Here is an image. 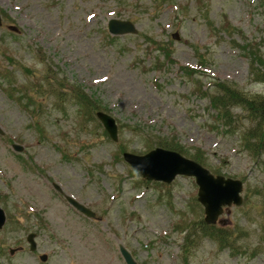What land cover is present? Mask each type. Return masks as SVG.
Wrapping results in <instances>:
<instances>
[{
	"label": "rangeland",
	"instance_id": "rangeland-1",
	"mask_svg": "<svg viewBox=\"0 0 264 264\" xmlns=\"http://www.w3.org/2000/svg\"><path fill=\"white\" fill-rule=\"evenodd\" d=\"M0 11V65L12 54L33 75L9 65L10 82L37 87L18 101L0 79V264H126L121 245L138 264H264V167L240 137L251 121L235 107L241 120L228 128L204 95L219 82L264 95L242 48L258 46L264 59V0H0ZM112 18L130 20L136 34L112 36ZM147 35L168 45L171 62ZM74 86L125 126L117 143L79 112ZM171 135L201 148L210 171L243 182L242 204L217 223L235 229L234 248L207 237L185 245V231L205 216L195 179L148 185L122 158L119 146L141 155L147 137Z\"/></svg>",
	"mask_w": 264,
	"mask_h": 264
},
{
	"label": "trees",
	"instance_id": "trees-1",
	"mask_svg": "<svg viewBox=\"0 0 264 264\" xmlns=\"http://www.w3.org/2000/svg\"><path fill=\"white\" fill-rule=\"evenodd\" d=\"M3 14V18H6V14ZM145 41L149 42V45L152 47L155 46V50L164 53V57L168 62L172 61V52L166 43L163 41H156L148 35L145 37ZM245 54L250 56V70L253 79L264 82V59L262 54L260 53V48L258 46L252 45H243ZM247 52V53H246ZM4 59L8 62V65H0V79L6 78L9 82L12 89L18 90L20 95L17 97L18 101H21L23 96H29L31 92L37 89L34 86L32 90L26 85H22L20 87H15L10 81L13 76L12 70L9 69V65H13L15 67H19L20 70H23L26 73L32 74V70H30L26 65L20 63L12 54H3ZM158 68V67H157ZM186 69V73L191 76L196 73V71L192 70L190 67L184 66L183 69ZM10 86L8 88H4L5 91L9 93ZM214 90L211 94L204 93L206 98L209 97V104L212 111H216V114L223 119V123L228 126V128H232V123H236L237 120H241L239 115H235L232 117L231 112L233 108H241L242 111H245V115L242 117L248 118L251 121V125L247 128H244V131L241 133V140L243 142V147L246 149L254 160L264 167V95L261 94H247L244 91L240 90L239 87L234 83L227 82H219L213 85ZM72 93L73 99L79 105V112L85 114L87 119L93 121L96 120V111L102 110L99 100L96 98L89 97L81 88V86H74L70 90ZM59 95L61 93H65L66 91L57 89ZM105 110V109H103ZM129 126V125H128ZM125 127L124 125L119 124V129ZM130 127V126H129ZM138 130V129H136ZM104 136H107L106 131L102 132ZM109 138V136H107ZM145 145L147 149L151 150L152 146H159L162 148H167L172 151H177L181 155L185 157H189L196 161L198 164L200 163L203 166L207 165V157L204 155V152L201 151V148H194L193 151L189 150V148H185L183 144L180 143L178 137L176 135L171 136H155V138L147 137L145 140ZM120 147V152L122 154L123 151H126V147ZM148 150V151H149ZM131 171L138 175V172L135 170ZM264 171V168H263ZM213 173L219 174L216 169L212 170ZM141 181L146 184H151L149 181L142 179ZM158 183V182H154ZM153 183V184H154ZM161 184V183H158ZM8 218L10 219L9 215ZM197 226V227H195ZM235 229H229L227 227H219L217 225L210 226L206 225L203 220L197 221L193 223V226L190 230L185 231L184 242L185 245L190 244L191 242H195L198 239L203 238H211L213 241L218 242L221 247H233L234 245V233ZM199 235V238L195 239V236Z\"/></svg>",
	"mask_w": 264,
	"mask_h": 264
},
{
	"label": "water",
	"instance_id": "water-1",
	"mask_svg": "<svg viewBox=\"0 0 264 264\" xmlns=\"http://www.w3.org/2000/svg\"><path fill=\"white\" fill-rule=\"evenodd\" d=\"M0 13V26H1ZM11 29H17L11 26ZM108 31L113 35L136 34L135 25L130 20H120L116 18L110 19L108 23ZM174 39H178V34L173 33ZM97 117L104 129L114 142H117L118 124L115 119L106 112L97 111ZM2 134V130L0 129ZM17 151H22V146L13 144ZM123 159L134 170L139 172L141 177L147 181H159L162 183H172L177 176L194 177L195 183L198 187L197 201L203 205L204 208V222L208 225H214L218 217L223 213V207L240 205L242 203L240 193L242 192V181L239 179H232L222 177L220 175L214 176L210 171L198 164L190 158H186L177 151H171L156 147L151 151L138 155L133 152H124ZM68 202L76 207L81 213L88 217H95V213L86 206L76 201L74 198L68 197ZM6 219L5 210L0 207V228L4 226ZM36 233H29L27 242L30 244V250H35L37 244L35 242ZM120 252L123 255L125 263L138 264L132 258L131 254L122 246ZM14 250H11V254ZM40 260L46 261L47 255L42 254Z\"/></svg>",
	"mask_w": 264,
	"mask_h": 264
}]
</instances>
